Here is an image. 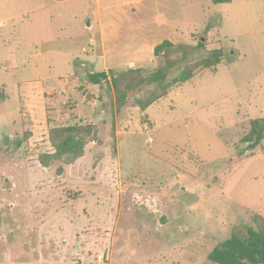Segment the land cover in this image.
I'll return each mask as SVG.
<instances>
[{
    "label": "rangeland",
    "instance_id": "obj_1",
    "mask_svg": "<svg viewBox=\"0 0 264 264\" xmlns=\"http://www.w3.org/2000/svg\"><path fill=\"white\" fill-rule=\"evenodd\" d=\"M0 19V264H214L264 217V148L242 141L262 118L264 144V0H0ZM217 48L215 71L135 106L163 60ZM73 122L99 142L43 166Z\"/></svg>",
    "mask_w": 264,
    "mask_h": 264
},
{
    "label": "trees",
    "instance_id": "obj_2",
    "mask_svg": "<svg viewBox=\"0 0 264 264\" xmlns=\"http://www.w3.org/2000/svg\"><path fill=\"white\" fill-rule=\"evenodd\" d=\"M213 3H227L231 0H211ZM168 46H172L169 40H163L154 47V53L160 52ZM204 47L203 40L198 41V48ZM205 51L200 58L183 63H175L172 60H163L155 69L142 76L137 85L141 91L142 86L151 85L142 96L135 98V106L144 111L151 104L166 96L173 86L190 80L196 73L203 69L216 70L217 65L223 57L221 48ZM164 54V52H163ZM86 79L89 83L97 85L107 80L104 71L88 72ZM121 91L122 99H125L126 92ZM262 118H255L250 121L249 132L242 137V141L248 143L250 150L258 146L264 148L261 143L263 138L260 123ZM48 141L51 151L41 154L39 162L48 166L53 162L71 164L83 156L86 145L89 142H99V130L96 124L68 123L48 128ZM62 166H59V170ZM58 170V171H59ZM254 226L247 227L246 236L242 237L232 234L229 238L216 245L208 254V260L214 264H264V217H254Z\"/></svg>",
    "mask_w": 264,
    "mask_h": 264
},
{
    "label": "crops",
    "instance_id": "obj_3",
    "mask_svg": "<svg viewBox=\"0 0 264 264\" xmlns=\"http://www.w3.org/2000/svg\"><path fill=\"white\" fill-rule=\"evenodd\" d=\"M97 1H98V0H97ZM2 20H3V19H0V25H2L3 23H5L4 20H3V21H2ZM90 20H91V18H90ZM99 22H100L99 25L101 26V25H102V21L99 20ZM91 24H92L91 21H89V22L87 23L88 26H91ZM93 42L95 43V41H93ZM160 43H161V42H160ZM157 44H159V43H157ZM157 44H155L154 47H155ZM153 52H154V48H153ZM105 69H106V68H105ZM88 72H94V71H88ZM45 89H46V88H45Z\"/></svg>",
    "mask_w": 264,
    "mask_h": 264
}]
</instances>
